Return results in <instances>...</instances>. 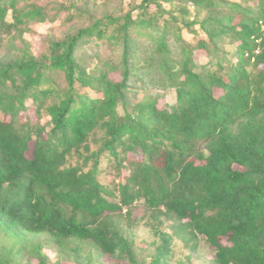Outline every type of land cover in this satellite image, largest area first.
<instances>
[{
  "label": "trees",
  "instance_id": "trees-1",
  "mask_svg": "<svg viewBox=\"0 0 264 264\" xmlns=\"http://www.w3.org/2000/svg\"><path fill=\"white\" fill-rule=\"evenodd\" d=\"M137 10L0 0V264L52 263L39 237L77 264H145L138 226L153 264L183 248L193 264L200 241L209 264H264V0ZM58 19L34 52L32 26ZM151 83L175 101L160 108Z\"/></svg>",
  "mask_w": 264,
  "mask_h": 264
},
{
  "label": "rangeland",
  "instance_id": "rangeland-1",
  "mask_svg": "<svg viewBox=\"0 0 264 264\" xmlns=\"http://www.w3.org/2000/svg\"><path fill=\"white\" fill-rule=\"evenodd\" d=\"M62 0H59L61 2ZM67 1V0H64ZM143 0H74L75 3L78 5H86V3L89 6V9L94 13V15H97V17L103 16V15H126L129 12H132L133 15H136L138 13L137 7ZM234 1H240V0H234ZM242 1V0H241ZM252 4V2H250ZM165 7L169 8V5H165ZM155 6L151 7V10H155ZM194 13V11H193ZM206 13H203L199 19H202ZM193 20V17L191 18ZM90 20H81L79 22L80 25H89ZM61 25V20L58 19L56 21H45V22H39L32 26L33 32L27 35V38L32 42V48L34 52L38 53L41 49V38L42 35L47 34L50 30L53 28H57ZM61 33V31H57ZM224 48L226 51V54L231 58L235 57V44L226 42L224 43ZM95 51H93L90 48H87L86 50V59L92 61L94 59ZM197 61L199 64H204L208 61V57L203 51H197L195 55ZM114 77L117 79L120 78L118 74H114ZM144 85V84H143ZM142 82L140 80L134 81L133 85L134 88H141ZM154 94L159 93L160 98L158 100V106L164 107V105H170L175 101L176 94L175 90L173 88H167V89H159L157 87V84H152L149 86ZM131 98L136 97L135 93H131ZM143 93L137 94V96L142 97ZM144 96V95H143ZM26 113L30 115V117L35 118L36 114L33 109L28 110L27 112H22V117H26ZM47 119V118H46ZM138 211L136 213H139L140 211V205H137ZM126 211V210H125ZM131 236L135 240V245L137 247V251H144V259L145 264H153L151 262V255L152 253V246L151 241L153 239H156V236L154 235V232L152 229L144 227V226H138L133 227V230L131 231ZM38 239L42 240L44 246L43 251L47 253L50 257V260L54 264V262L61 261V264H77V261L75 257L69 253L60 252L57 248H55L50 242H47L46 237H39ZM188 250L185 248L183 249H177L174 250V256L170 259H167V262L164 264H176L177 260L180 258V256L184 255ZM189 255L191 256V260L193 264H209L211 260L210 256V250L208 249L206 243L204 241H200L198 244V248L196 251H190ZM23 264H38L35 259H24ZM94 264H130L123 259L119 258L118 255L114 256H99V258L94 262Z\"/></svg>",
  "mask_w": 264,
  "mask_h": 264
},
{
  "label": "built area",
  "instance_id": "built-area-1",
  "mask_svg": "<svg viewBox=\"0 0 264 264\" xmlns=\"http://www.w3.org/2000/svg\"><path fill=\"white\" fill-rule=\"evenodd\" d=\"M262 29H263V31H264V24H262ZM260 53V47H257L256 48V50L254 51V54H259ZM247 55H249V54H247ZM255 60V56L254 55H252V61H254Z\"/></svg>",
  "mask_w": 264,
  "mask_h": 264
}]
</instances>
